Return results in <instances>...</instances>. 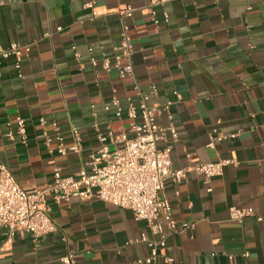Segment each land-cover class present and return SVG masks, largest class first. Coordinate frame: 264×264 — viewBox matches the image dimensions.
<instances>
[{"label":"crops","instance_id":"crops-1","mask_svg":"<svg viewBox=\"0 0 264 264\" xmlns=\"http://www.w3.org/2000/svg\"><path fill=\"white\" fill-rule=\"evenodd\" d=\"M151 1L0 0V43L30 46L20 72L13 57L0 65V158L26 189L45 187L55 168L75 175L99 146L98 133L133 136L128 108L139 105V87L149 104L173 103L172 165L188 169L165 184L176 222L170 230L157 220L167 249L143 264H264V0H165L154 7L157 23L142 10ZM124 5L137 8L127 20L133 78L90 63L121 44ZM17 117L25 120V141ZM169 122L159 117L162 126ZM72 127L83 153L61 155L57 137L70 146ZM223 160L230 163L209 180L191 168ZM233 206L254 214L232 220ZM50 215L56 230L37 241L7 240L0 227V264H60L70 250L76 264H138L149 255L137 239L152 231L130 209L72 198L52 203Z\"/></svg>","mask_w":264,"mask_h":264},{"label":"built area","instance_id":"built-area-1","mask_svg":"<svg viewBox=\"0 0 264 264\" xmlns=\"http://www.w3.org/2000/svg\"><path fill=\"white\" fill-rule=\"evenodd\" d=\"M165 0H152L142 10L150 14L157 23L154 7ZM87 6H92L88 3ZM137 8L124 5L118 12L121 19V44L116 47L112 56H103L100 60L91 57L90 63L96 67L100 61L104 70L116 69L121 77H134L132 63L133 39L127 20ZM75 48V47H73ZM30 51V46H23L12 41L7 46L0 43V65L11 57L15 59V67L20 72L24 55ZM79 57V54L76 53ZM21 75V74H20ZM140 99L139 105L131 104L128 108L129 137L126 132L115 134L98 133L99 146L90 153L89 160L75 175H63L61 169L53 170L52 180L43 188L26 189L14 178L10 167L0 158V227L5 229L7 240L16 234L30 235L39 240L43 235L56 230V224L50 215L51 205L69 203L72 198L81 200L98 199L120 208L130 209L135 219L147 221L152 237L142 234L137 241L143 242L149 248L146 259H139L138 264L152 263L160 255H164L167 233L157 220L163 217L170 230L176 229L172 208L165 194V184L168 180L178 183L187 175L188 169L174 168L171 160L172 141H176L178 133L172 123L171 101L165 104H149V93L136 87ZM151 93H156V87L151 86ZM113 104L121 107L117 98ZM165 113L168 126L159 123V117ZM17 133L26 140V124L22 117H17ZM73 143L65 146L63 138L57 137V151L61 155L72 152L83 153L82 138L76 127H72ZM6 137L14 139V131L9 130ZM219 138H222L219 136ZM50 139L46 138L49 147ZM165 143L164 147H160ZM189 157V155H187ZM230 161L223 160L211 163H195L191 168L204 175L206 180L223 173V168ZM211 189H209L210 191ZM230 218L241 222L254 214L252 208L230 207ZM264 221V217H258ZM60 264H76L75 253L67 251L60 258Z\"/></svg>","mask_w":264,"mask_h":264}]
</instances>
